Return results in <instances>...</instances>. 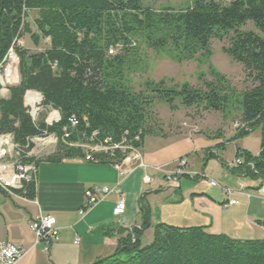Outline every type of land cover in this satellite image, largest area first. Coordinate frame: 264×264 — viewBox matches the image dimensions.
Here are the masks:
<instances>
[{"label": "trees", "instance_id": "obj_1", "mask_svg": "<svg viewBox=\"0 0 264 264\" xmlns=\"http://www.w3.org/2000/svg\"><path fill=\"white\" fill-rule=\"evenodd\" d=\"M145 1L0 0V66L10 49L18 59V83L0 99V136L11 135L22 157L33 148L30 140L55 136L56 149L44 161L84 159L85 153L70 145L90 143L93 133L95 142L107 139L109 144H128L139 134L141 147L145 138L162 135L151 113L155 102L171 111L178 103L219 113L224 120L235 117L249 129L233 131L235 139L258 130L260 153L239 154V169L264 183V0H190L184 9L158 11L144 7ZM30 12H36L35 32L26 22ZM247 24L256 32L243 31ZM24 36L34 47L41 42L45 47L32 53L18 46ZM225 39L228 46L222 51L242 67L250 89L238 91L218 72L200 81V87H167L162 80H146L139 91L131 87L128 75L135 73L139 46L170 54L177 62H200L209 58L211 41ZM26 92L40 94L41 105L57 111L60 120L49 126L32 120L24 106ZM95 157L112 164L108 155ZM25 191L32 199L34 183ZM140 212L148 220L147 208ZM146 223L130 232L116 230L114 252L93 264H264V240L239 241L200 227L160 224L153 228L151 242L142 245Z\"/></svg>", "mask_w": 264, "mask_h": 264}, {"label": "crops", "instance_id": "obj_2", "mask_svg": "<svg viewBox=\"0 0 264 264\" xmlns=\"http://www.w3.org/2000/svg\"><path fill=\"white\" fill-rule=\"evenodd\" d=\"M234 136L229 128L215 136L187 132L181 136L147 137L140 149L142 162L149 167L145 170L137 169V161L120 162L117 172L110 164H93L84 159L59 163L40 160L32 199L12 198L0 191V242L22 248L24 255L17 264H93L114 252L119 239L116 230L130 232L146 222L148 228L140 238L142 245L151 242L153 228L160 224L181 229L200 227L239 241L264 240L262 179L245 175L240 166L227 168L235 160L243 164L239 154L259 155L260 133L256 130L247 137ZM251 136L256 140L254 148ZM147 140L149 146L145 144ZM180 159H186L187 171L197 175L181 177L177 188H167L163 175L151 168L173 169ZM145 176L152 179L149 185L143 183ZM210 180L218 187H211ZM100 188L119 192L110 193L79 214L85 205L84 192ZM222 189L229 190V194ZM120 200L125 203V213L114 217L113 210ZM231 201L235 203L229 205ZM143 207L148 210V220L140 212ZM37 216L53 217L58 229V241L46 254L40 245H35L28 228Z\"/></svg>", "mask_w": 264, "mask_h": 264}, {"label": "rangeland", "instance_id": "obj_3", "mask_svg": "<svg viewBox=\"0 0 264 264\" xmlns=\"http://www.w3.org/2000/svg\"><path fill=\"white\" fill-rule=\"evenodd\" d=\"M218 1L227 4L230 0ZM189 2L190 0H146L143 3V6L156 11L164 8L178 10L184 9L188 6ZM35 17L36 12H30L26 19V22L29 23L33 32H35V28L32 24ZM241 29L243 31L256 32L251 24H247ZM19 43L23 48L28 49L32 53L39 52V49L45 47L44 42H41L38 47H34L27 36L22 37ZM227 46V39L222 41H211V54L209 58L207 60L201 59L200 62L194 60L177 62L170 54L155 53L151 49L139 46L135 58L137 62L134 67L135 73L129 74L128 80L135 91H139L140 85L146 80L155 82L162 80L167 87L181 85L183 83H187L192 87H200V81H209L211 79V72H218L230 82L232 87L240 92L246 91L252 87V83L245 77L242 67L234 63L223 53L222 49ZM15 70L17 74L15 75L18 76L17 67ZM3 80V84L5 85V79ZM11 86H14L13 81L8 85H5V87H2L0 90V99L7 98L8 87ZM41 103L42 100L39 101L34 112H31V109H28V113L32 115L31 117L34 121H42L48 125L49 117L53 111L49 107H43ZM176 105L177 109L171 111L168 106L162 102H155L154 104L151 113L161 128L162 136H181L190 132V130H197V134H210L215 136L218 131L220 132V130H228L231 128L232 123L236 120L235 117H229L224 120L219 113L203 112L200 109L195 108L185 109L180 107L178 103H176ZM50 119H53V116H51ZM183 124H185V126H181ZM255 134H257V132ZM249 138H252V140L249 141L252 143L251 147L254 148L256 143L255 137L251 136ZM38 139L50 142L46 143V145H44L42 141L34 142L30 153L35 161L43 160L52 155L57 146L55 136ZM145 144L149 146L150 140H147Z\"/></svg>", "mask_w": 264, "mask_h": 264}, {"label": "built area", "instance_id": "obj_4", "mask_svg": "<svg viewBox=\"0 0 264 264\" xmlns=\"http://www.w3.org/2000/svg\"><path fill=\"white\" fill-rule=\"evenodd\" d=\"M18 46L22 47L18 42ZM109 55H113V50H110ZM18 59L13 49H10L5 56L2 65L0 66V87H5L11 81L14 82V85L18 83V76H16V70ZM2 73V77H1ZM6 73V74H5ZM16 74V75H15ZM3 79H5V85L3 84ZM40 101V100H39ZM38 103H34V105H30L26 102L25 105L27 109H31V112L35 110ZM51 116H54L53 119H50L48 125H52L59 121V115L57 111L52 110ZM30 114V113H29ZM31 115V114H30ZM32 116V115H31ZM33 120V119H32ZM69 123L72 126L76 125V121L74 118L69 120ZM182 126H185L183 124ZM233 131H243L249 132L247 126L240 122H234L231 125ZM190 135L197 134V130H190ZM97 133H93L90 138V143L87 144H73L70 145L72 147L80 148L84 153V161L98 164L101 160L96 158V155L105 154L110 157V161L112 162L111 166L117 172H120V162L123 161H137L138 166L137 169H148L142 162L139 146L140 138L135 136L133 141L126 144L125 140H123L119 144H109V140H104L103 142H95ZM42 141L44 145H46L45 140H40L38 138L32 139L29 141L30 144H34V142ZM57 141V140H56ZM116 152L119 153L120 158L116 157ZM21 149L14 144L13 138L11 135H1L0 136V191L5 193L6 195L24 200L26 199L25 194V186L35 181L36 174V161L31 157L30 151L25 153V156H21ZM34 160L32 162H26L25 160ZM242 165L240 160H235L231 163L227 164L228 169H232L235 167H239ZM187 161L186 159H180L175 162L173 169H168L167 166H160L151 168L155 172L161 173L163 175V184L165 187L174 189L178 187V182L181 177L189 176L196 177L197 174L187 171ZM122 175V174H121ZM198 177L203 178L202 175H198ZM151 178L145 176L143 178V183L149 185L151 183ZM211 187H218V185L214 181H209ZM119 192L118 190H109L108 188H100L87 190L84 192V201L85 205L83 210L79 212V214L83 215L87 210L93 208L98 203L102 202L110 193ZM225 194H229V190L222 189ZM235 202L231 201L229 205L234 204ZM125 213V203L123 200L117 202L115 209L113 210V216L119 217ZM28 228L30 232L35 237V245H40L42 252L47 253L55 242L58 241V229L55 227V219L50 216H37L33 218L28 223ZM24 255V251L21 247L12 245L10 243L0 242V264H17L19 260Z\"/></svg>", "mask_w": 264, "mask_h": 264}, {"label": "bare ground", "instance_id": "obj_5", "mask_svg": "<svg viewBox=\"0 0 264 264\" xmlns=\"http://www.w3.org/2000/svg\"><path fill=\"white\" fill-rule=\"evenodd\" d=\"M39 100H40V97L34 93H28L26 96V101L29 102L28 104H30V105H34V103H38ZM53 118H54V116H53ZM49 142L50 141H46V143H49Z\"/></svg>", "mask_w": 264, "mask_h": 264}, {"label": "water", "instance_id": "obj_6", "mask_svg": "<svg viewBox=\"0 0 264 264\" xmlns=\"http://www.w3.org/2000/svg\"><path fill=\"white\" fill-rule=\"evenodd\" d=\"M28 93H31V92H26V94L24 96V99L26 98V96H27ZM37 95L40 97V99H42V96L40 94L37 93Z\"/></svg>", "mask_w": 264, "mask_h": 264}]
</instances>
